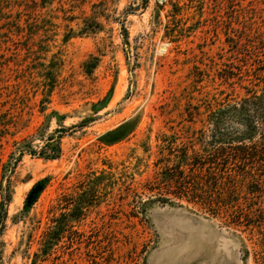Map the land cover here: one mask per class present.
<instances>
[{
    "label": "rangeland",
    "instance_id": "rangeland-1",
    "mask_svg": "<svg viewBox=\"0 0 264 264\" xmlns=\"http://www.w3.org/2000/svg\"><path fill=\"white\" fill-rule=\"evenodd\" d=\"M262 131L264 0H0V264H264V165L214 211L161 173Z\"/></svg>",
    "mask_w": 264,
    "mask_h": 264
},
{
    "label": "trees",
    "instance_id": "trees-1",
    "mask_svg": "<svg viewBox=\"0 0 264 264\" xmlns=\"http://www.w3.org/2000/svg\"><path fill=\"white\" fill-rule=\"evenodd\" d=\"M259 135L264 137V131L260 132ZM244 137L241 139H224V135L220 134L219 141H215L214 139L213 143L203 144V157H197V155L194 153L191 156L190 161H188L189 159L185 151L183 158L185 159L184 162H188L186 163L188 171L190 172L191 170L193 171L200 169L202 174L195 179L190 178L192 182H189L188 178L186 179L187 176H185L184 170H181L180 168L182 164L181 162L176 163L177 165L175 166L174 171L173 167H168L167 165L165 170H163L161 173L165 174V179L169 181V183H173L175 186V190L170 191L167 194H171L174 198L179 199L183 197L189 203L206 205L207 208H209V211L215 210L213 206L227 207L235 205L236 201H230L229 199L231 194L230 192H227L228 188L234 185V175L236 172L234 167L238 168L239 170V167H241V176L244 177L251 175L250 168H252L255 164L264 165V149H260V147L257 145V142H251V137ZM52 140V137H50L38 152L30 148L28 151H24L26 149L21 148L19 149V152H27V154L31 156H36L43 159H56L58 158L60 152L59 138L55 141ZM246 142H248V144H246ZM244 167H246L247 170ZM236 174L238 173L236 172ZM185 188L188 189L190 193L188 191H184ZM96 192L97 191H92V195H90V199H88L90 202H93V204L99 200V196L96 194ZM222 193H226L227 198L223 199L221 197ZM83 198L84 196L82 194L78 197V200L66 202V209H68V206L70 205L72 208L67 211L66 214L60 213V217L65 216V218H70L72 221L78 222L81 217L85 215ZM71 203H73V205ZM0 204L3 206V203ZM247 207H249L247 211L252 212V210H254L255 204L252 202L251 205L247 204ZM255 210L258 211L259 209ZM259 214L260 218H262L263 214L261 212H259ZM2 222L3 211L0 216V228L3 226ZM55 222V218L51 219V223ZM248 222L249 221H247V223ZM63 228V223H60V225L56 227H48L46 235L50 236V240H53L51 244H54L55 241H58L57 232H61Z\"/></svg>",
    "mask_w": 264,
    "mask_h": 264
}]
</instances>
